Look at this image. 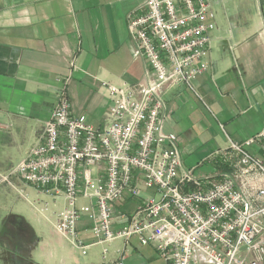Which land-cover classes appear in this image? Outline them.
I'll return each mask as SVG.
<instances>
[{
	"label": "built area",
	"instance_id": "1",
	"mask_svg": "<svg viewBox=\"0 0 264 264\" xmlns=\"http://www.w3.org/2000/svg\"><path fill=\"white\" fill-rule=\"evenodd\" d=\"M215 19L211 0H144L127 18L133 55L148 63L144 81L104 83L113 104L102 129L74 116L63 90L26 157L0 175L63 199L56 229L83 254L89 246L77 225L86 217L104 259L113 241L136 237L168 264H264V127L214 153L215 173L200 179L183 168L177 136L164 131V89H194L208 67ZM126 196L138 203L114 229Z\"/></svg>",
	"mask_w": 264,
	"mask_h": 264
},
{
	"label": "crops",
	"instance_id": "2",
	"mask_svg": "<svg viewBox=\"0 0 264 264\" xmlns=\"http://www.w3.org/2000/svg\"><path fill=\"white\" fill-rule=\"evenodd\" d=\"M143 2L0 0V151L6 154L0 156V169H12L26 157L63 90L74 116L98 129L108 124L113 101L104 83L139 86L148 69L144 58L133 55L127 25L128 15ZM240 5L239 16L229 10L221 19L216 15L208 67L194 89L182 83L164 89V131L177 136L184 169L215 167L214 153L264 127V0ZM4 184L28 206L23 211L0 206V264H132L134 256L144 261L149 251L157 254L153 245L132 237L116 239L120 244L110 251L113 241L104 259V245L96 243L86 217L77 225L89 246L83 254L56 229L63 199L38 194L17 177L10 183L0 179V188ZM137 203L126 196L116 204L114 229L125 224L122 215L131 214Z\"/></svg>",
	"mask_w": 264,
	"mask_h": 264
},
{
	"label": "rangeland",
	"instance_id": "3",
	"mask_svg": "<svg viewBox=\"0 0 264 264\" xmlns=\"http://www.w3.org/2000/svg\"><path fill=\"white\" fill-rule=\"evenodd\" d=\"M213 3V10L217 15V19H221L223 17H225L224 15H226L228 13V10L230 11L231 14H234V17L239 16V13H236L239 7V12L242 13L241 5L240 4H244L247 2H251L252 0H211ZM215 129L216 128V124H214ZM219 130H218V135H219ZM229 145V144H228ZM0 156L4 157L6 156V154L2 153V151H0ZM18 165V164H17ZM16 164L13 166V168H15L17 166ZM7 166L11 167L12 165L9 163L7 164ZM12 169H8V170H1V172H4L7 175L9 174ZM215 173V169L213 166H211L209 163H205L204 165L201 166H196L194 168V172L193 175L195 178H205L207 176H211V174ZM3 175V176H4ZM1 179V177H0ZM11 181V180H10ZM19 182H16V184L18 185ZM3 188V189H1ZM0 188V206L3 209H7V206L9 205V209H14V210H21L23 211L24 209L26 210V207L28 206L26 203V200H24V197L21 194H18L16 192V190L12 189L9 185L4 184L2 185ZM20 198V199H19ZM21 200V201H20ZM26 202V203H24ZM121 240H117L115 241V245H113V247H111V245L109 246V248L111 247L110 251H112V248L116 247L117 245L120 244ZM114 243V242H113ZM153 252V255H152ZM149 251L146 255H145V259L146 260H140L141 257L139 256H134V263L136 264H167L165 262V260H163L162 258L159 257V255H157L154 251ZM144 256V253H142ZM143 259V258H142ZM132 261V260H131ZM132 261V264H134Z\"/></svg>",
	"mask_w": 264,
	"mask_h": 264
}]
</instances>
